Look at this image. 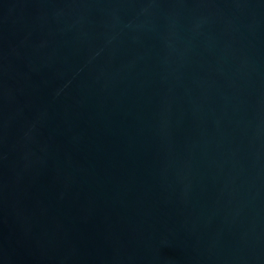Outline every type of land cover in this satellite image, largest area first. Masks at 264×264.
Returning <instances> with one entry per match:
<instances>
[{
  "label": "water",
  "instance_id": "obj_1",
  "mask_svg": "<svg viewBox=\"0 0 264 264\" xmlns=\"http://www.w3.org/2000/svg\"><path fill=\"white\" fill-rule=\"evenodd\" d=\"M0 264H264V0H0Z\"/></svg>",
  "mask_w": 264,
  "mask_h": 264
}]
</instances>
